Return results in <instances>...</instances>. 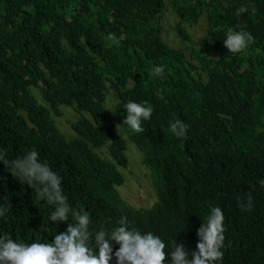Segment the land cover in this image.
Wrapping results in <instances>:
<instances>
[{"label":"trees","instance_id":"obj_1","mask_svg":"<svg viewBox=\"0 0 264 264\" xmlns=\"http://www.w3.org/2000/svg\"><path fill=\"white\" fill-rule=\"evenodd\" d=\"M167 5L189 22L205 14L198 45L180 25L184 48L163 39ZM241 6L247 11L237 15ZM229 28L251 33L254 43L228 52ZM108 32L118 46L105 42ZM153 65L165 67L163 79H149ZM111 88L122 135L104 105ZM130 100L153 106L143 133L122 124ZM61 105L81 112L68 134L56 123ZM177 118L189 126L186 139L168 130ZM126 135L151 173V207L132 206L118 191L125 183L119 167L129 165ZM104 146L111 158L97 152ZM0 148L8 159L35 148L93 227L127 216L166 244L183 243L189 258L207 205L220 206L223 264H264V189L257 185L264 178V0H0ZM248 194L246 212L237 202ZM5 199L10 212L0 235L51 242L67 227L48 222L51 207L0 163Z\"/></svg>","mask_w":264,"mask_h":264},{"label":"clouds","instance_id":"obj_2","mask_svg":"<svg viewBox=\"0 0 264 264\" xmlns=\"http://www.w3.org/2000/svg\"><path fill=\"white\" fill-rule=\"evenodd\" d=\"M246 11V7L241 6L236 14ZM104 39L110 47L121 42L112 32H108ZM222 42L228 52L238 54L254 43V37L243 29L229 28ZM148 73L149 79H163L165 67L153 65ZM153 110L147 101L138 103L130 100L124 105L126 114L122 124L132 133H143L142 123L151 119ZM188 128V124L179 118L168 125L169 132L177 140L187 138ZM0 163L20 182L35 190L36 200L51 207L48 222H67L66 229L56 232L51 242L37 239L28 242L0 235V264H110V261L113 264H223L226 229L220 206L207 205L203 223L196 231L195 250L189 258L183 243L174 239L166 244L160 235L133 226L127 216L122 215L114 225L101 222L98 227H93L90 212L70 205L62 187L63 177L41 159L35 148L15 159H8L6 150L0 148ZM257 185L264 189V178L259 179ZM237 206L243 211H251L252 196L248 194L245 200L237 202ZM9 212L5 199L0 202V220L5 219ZM69 217L72 222H69ZM169 245L170 250L166 252Z\"/></svg>","mask_w":264,"mask_h":264},{"label":"rangeland","instance_id":"obj_3","mask_svg":"<svg viewBox=\"0 0 264 264\" xmlns=\"http://www.w3.org/2000/svg\"><path fill=\"white\" fill-rule=\"evenodd\" d=\"M205 20V14H203L196 23L181 19L177 13L167 5V9L162 18L161 35L169 45L184 48L185 45L176 31L177 26L180 25L193 37L195 43L198 45L207 30ZM117 100V92L111 88L104 105L113 120L117 123L119 130V123L114 109ZM41 102L44 103V101ZM60 109L62 115L56 118V123L62 132L66 134L71 133V125L77 120L81 112L76 111L73 107L68 105H61ZM124 137L127 141L126 155L129 160V165L126 168L119 167L120 171L125 176V183L118 187V191L121 197L132 206L151 207L157 200L151 173L143 164V153L139 150L136 144L127 137V135ZM97 152L104 156L108 155L107 157L111 158V155L105 146L97 150Z\"/></svg>","mask_w":264,"mask_h":264}]
</instances>
